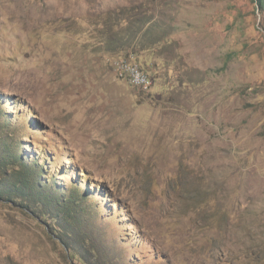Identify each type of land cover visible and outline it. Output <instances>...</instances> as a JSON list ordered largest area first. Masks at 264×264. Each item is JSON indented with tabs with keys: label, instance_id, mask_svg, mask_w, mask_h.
Wrapping results in <instances>:
<instances>
[{
	"label": "rangeland",
	"instance_id": "374dc122",
	"mask_svg": "<svg viewBox=\"0 0 264 264\" xmlns=\"http://www.w3.org/2000/svg\"><path fill=\"white\" fill-rule=\"evenodd\" d=\"M106 12L153 23L121 46ZM260 24L249 0H0V187L34 161L81 200L0 196V264H264Z\"/></svg>",
	"mask_w": 264,
	"mask_h": 264
},
{
	"label": "trees",
	"instance_id": "16d2710c",
	"mask_svg": "<svg viewBox=\"0 0 264 264\" xmlns=\"http://www.w3.org/2000/svg\"><path fill=\"white\" fill-rule=\"evenodd\" d=\"M252 4V13L255 15L256 11L260 13L261 16V24L260 26L264 28V0H249ZM134 11V9H129L128 13ZM138 12V9H135V12ZM121 12H118L117 15H120ZM104 19L111 22V27L109 30H104L105 36H122L118 43L121 46H124V44L131 45L135 42V40L138 38V36H147V27L153 23V21H150V17H146L145 14H143V17L139 16L135 20L137 23H129L128 20H125V23L122 26V30L118 31L115 30L113 27L116 26L117 22H115L114 19L118 20V17H113L111 12H106ZM102 35V34H101ZM103 36V35H102ZM129 36L130 39H129ZM127 38L129 40H127ZM110 47V46H109ZM112 50L113 47H110ZM116 49V48H115ZM147 73V72H146ZM19 160H21V157H19ZM16 163V162H15ZM32 169L29 168V165L26 168V172L33 177L32 179H29L30 176H25L22 173L19 172V174L15 175V178L10 180L6 186L0 187V196L1 197H7V198H13L17 200H27V198H42L43 201L47 199V201L54 200L55 202L60 203L61 201H68L70 202V205H77L80 200L79 194L77 191H75V188L72 189H66L63 193L65 195L64 199H61L59 202V198L57 197V194L54 193L50 188L48 190L45 189V185L40 181V177L42 176V171L37 168V162H32ZM1 167V166H0ZM5 169H8L4 166ZM54 178V176H53ZM54 183V181L52 182ZM77 189V188H76ZM89 189V188H88ZM86 193V192H85ZM59 194V193H58ZM69 197V198H67ZM74 207V206H73ZM59 235V234H58ZM59 237H61L59 235ZM64 241L65 239L62 238ZM76 252L73 250L71 253V256H75Z\"/></svg>",
	"mask_w": 264,
	"mask_h": 264
},
{
	"label": "built area",
	"instance_id": "2783aa9c",
	"mask_svg": "<svg viewBox=\"0 0 264 264\" xmlns=\"http://www.w3.org/2000/svg\"><path fill=\"white\" fill-rule=\"evenodd\" d=\"M113 67L116 75L119 78L129 81L132 86L143 91L150 88L151 81L149 76L136 60L133 53H128V55L124 57H118L117 60L114 61Z\"/></svg>",
	"mask_w": 264,
	"mask_h": 264
}]
</instances>
